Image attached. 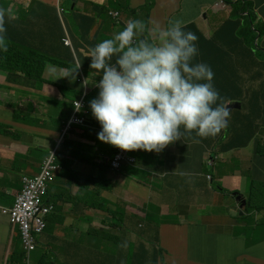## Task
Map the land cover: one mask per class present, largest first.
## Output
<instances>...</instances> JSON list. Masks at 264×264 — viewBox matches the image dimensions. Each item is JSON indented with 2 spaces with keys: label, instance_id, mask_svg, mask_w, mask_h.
Masks as SVG:
<instances>
[{
  "label": "crops",
  "instance_id": "obj_1",
  "mask_svg": "<svg viewBox=\"0 0 264 264\" xmlns=\"http://www.w3.org/2000/svg\"><path fill=\"white\" fill-rule=\"evenodd\" d=\"M57 1L0 0V8L6 12L11 10L15 19L9 21L6 17L7 27L10 24L13 31L17 24L24 32L15 30L17 36H22L32 46L43 45L53 51L54 47L61 46L64 37ZM112 1L115 0H74L71 8L68 1L64 2L68 10L65 15L68 33L82 57V67L89 63L90 48L88 41L77 35L76 15L95 19L89 42L96 34H102L101 38L113 37L123 24L125 27L134 19L120 12L118 23L112 16L118 11L111 8ZM148 1L131 0L130 9H138ZM150 1L147 34L155 42L156 34L152 31L155 25L167 28L169 21L175 20H180L184 26L195 24L210 38L231 15L230 2H240L225 0L226 4L216 8L218 0ZM243 2L253 5L257 22L264 24V0ZM210 9L213 11L209 12ZM260 41L264 45V34ZM253 47L239 44L236 54L244 61L249 60ZM51 67L46 69L44 78L55 87L45 85L42 90L31 92L30 97L15 90V79L9 88L0 86L2 205L11 206L22 190L23 178L39 173L46 156L58 149L62 117L68 120L72 114V105L66 98L68 91L60 87L82 89L72 77H60ZM248 72L252 76H245L250 89H246L243 111L249 115V122L242 123L239 116L234 115L233 130L225 131V140L237 146L239 141L253 138L240 146L241 149L224 152L229 153L225 161L224 153H219L213 172L208 170V163L216 151L215 144L183 136L159 153L132 150L136 165H123L119 171H114L107 162L114 150L111 144L98 139L101 130L91 126V131L83 135V129L74 127L69 135L83 143L81 159L72 160L64 147L60 152L66 136L59 145L62 169L50 185L47 197L54 211L47 218L48 228L41 239L51 246L55 260L51 264H98L97 258L104 253L105 244L94 247L96 237L88 231L97 232L103 243L113 241L109 240L111 237L136 243L141 241L139 226L149 225L161 227L160 242L164 241L171 249L172 255L166 258L173 264H264V209L251 210L249 204L242 209V202L236 196L242 195L248 203L250 199L264 203V76H253L260 72L258 64ZM86 74L90 79L87 91L91 92L95 86L92 77L98 75L88 71ZM5 84L6 78L0 76V85ZM48 96L55 98L48 101ZM27 98L36 105L34 115L41 114L31 124L23 108L28 104ZM211 173L214 179L209 177ZM220 186L231 193L222 191ZM14 235L8 218L0 215V264L12 254L7 245ZM149 236L150 233L146 235Z\"/></svg>",
  "mask_w": 264,
  "mask_h": 264
},
{
  "label": "clouds",
  "instance_id": "obj_2",
  "mask_svg": "<svg viewBox=\"0 0 264 264\" xmlns=\"http://www.w3.org/2000/svg\"><path fill=\"white\" fill-rule=\"evenodd\" d=\"M65 1L69 2L70 8L74 2V0L57 1L56 9L64 37L61 39V46L54 47L53 51L66 52L69 49L73 57L75 70L48 64L43 69L42 77H38L36 73L27 74L20 69H15L17 65L21 66L22 64H14L5 70H0V76L6 78V84L0 85L1 88H9L11 81L15 79V90L25 97H30L33 91L42 90L45 85L54 86L44 78L46 69L49 66L53 67H51V70L55 71L56 75L72 77L74 82L82 88L81 90H74L68 85L60 87L62 90L66 88L68 91L66 92V98L70 100L72 105V114L66 120L65 125H62L58 149L46 156L39 173L32 177L23 178L22 190L16 195L11 206L0 204V215L8 218L14 233L18 230V235H14L12 240L17 237L20 246L15 250H10L12 254L6 257L5 264H24L25 261H22L19 257L22 251L25 252V260H27L29 255L37 250L38 243H40L37 237L41 238L47 230V218L54 211V206L47 201V197L50 185L62 169L59 162V145L74 127L83 129V135L91 131L89 129L91 126L101 130L98 133V139L111 144L114 150L112 157L107 161L114 171H119L123 165H136L137 159L132 155V150L159 153L169 144L180 140L184 133L196 134L195 137L191 136L190 139L210 141L211 144H215L216 151L208 163V170L212 172L220 158L219 153L235 148L241 149V147L236 146L229 147L231 141H226L225 137L213 139L212 136L217 135L224 127L229 132L230 115L234 111H243L245 105L241 102H235L241 103L242 108L233 109L229 114L227 107L217 104L219 94L212 83L214 74L210 66L204 63L192 64L194 57L198 55V48L195 43L198 38L194 33L184 30L188 29V26L194 27L206 39H211L215 31L228 19L239 16L242 18L243 25L246 21H249L252 27L255 25L264 26L261 22H257L251 3L250 10H243L241 14L235 16L234 8H238L239 11L240 8L245 6L246 2H230L232 4L231 15L213 32L210 38H207L195 24L184 26L180 20H175L169 21V27L167 28H161L158 24L155 25L152 29L153 33L156 34L155 42L147 34L149 18L147 24L144 25L145 15L143 13H133V11H138L144 5L138 9H130L131 0H125L124 3H121L120 0L112 1L111 8L118 10L112 13L115 20L120 19V12L132 15L134 19L129 21L125 27L123 24L122 29L113 37L101 38L100 34H96L89 42L88 37L91 31L86 38L84 37V31L94 28L95 19L76 15L79 26L77 35L80 39L87 40L90 48L89 57L91 58L87 59V61L90 59L89 63L86 67H82V57L78 54L68 33L69 29L65 20L68 10L64 4ZM147 3H150L151 11V1L149 0ZM222 4H226V1L223 0ZM101 9L108 13L106 8L101 7ZM249 11L253 14L254 23L248 14ZM6 17L9 21L15 19L11 10L6 12L5 9L0 8V60L2 63L6 64L8 60L14 58L15 45L18 46L22 55H28L31 60H34V54L36 57L41 54L44 58L53 56V51L43 47V45L40 44L42 47L32 46L22 36H17L15 30L20 32L22 30L16 24L15 29L11 31L10 24L7 27ZM247 33L248 31H246V37ZM258 33L256 44L263 45L261 41L259 42V38L263 34ZM146 37H150L152 42L146 40ZM15 39L19 42L14 43ZM136 39H139V41L137 42ZM232 47L235 48L234 59L242 60L236 54L239 45ZM256 47L261 49L257 45ZM254 51L255 44L253 50H251L252 57ZM113 57H115L114 63ZM251 59L243 63L249 62ZM87 71L90 74L98 75V77H92L95 86L91 92L87 91L90 81L86 74ZM245 86L247 90L250 89L246 80ZM46 98V100L51 101L55 97L48 96ZM20 101L23 102V100ZM27 102L26 108L22 107L29 115L31 124L33 120L40 118L41 114L34 115L36 105L30 98H27ZM18 104L20 105V103ZM213 105L216 106L213 107ZM181 126H183V132H181ZM63 147L64 145L61 146L60 152ZM209 177L214 179L212 173L209 174ZM220 189L226 193H231L223 189L222 186H220ZM25 191H30L34 196L40 198V203L35 212L22 222L13 215V212ZM236 196L238 201L242 202V209L246 208L248 204L251 210L264 209V203L254 199H250L248 203L242 195ZM113 216H115L114 212ZM160 228V226L153 227L151 225L147 227L139 226L141 241L136 243L125 242L117 237H111L109 240L113 239V241L103 243L99 240L97 232L88 231L87 233L96 237L92 243L94 247L100 248L101 244H105L104 253H101L97 258L98 264H103L104 257L102 255L108 258L110 256L111 263L122 264L120 243L130 245L132 251L129 255L131 257L134 249L139 253L136 257H139L142 252V245L146 244L147 249L150 246L153 252L152 257L154 258L157 255L159 263V259L163 258L165 260L167 255H172L160 242ZM148 233H150V236L146 237ZM45 246L51 249L50 245L45 244ZM63 250L67 252L65 248ZM51 256L53 261L48 264L55 262L53 251ZM43 259L44 257H35L38 264H45Z\"/></svg>",
  "mask_w": 264,
  "mask_h": 264
},
{
  "label": "trees",
  "instance_id": "obj_3",
  "mask_svg": "<svg viewBox=\"0 0 264 264\" xmlns=\"http://www.w3.org/2000/svg\"><path fill=\"white\" fill-rule=\"evenodd\" d=\"M251 4L245 3V6L240 8H234V15L241 14L243 10H250ZM150 11V3H147L138 11H133V13H143L146 17V21L144 25L147 24L149 18ZM249 16L252 18V22L254 23V17L251 11L248 12ZM85 18V17H83ZM91 29H87L84 31V37L86 38ZM186 32H192L197 36V41L195 42L198 48V55L194 57L192 64L196 63H204L210 66L214 76L212 83L214 88L217 90L219 94V99L217 100V104L223 105L227 107L228 104L241 102L244 103V98L246 94V86H245V73L248 72V69L252 68L256 64L260 67V72L258 74H253V76H264V58L259 59L261 57L258 56L257 47H260L264 50L262 44H256V39L259 35L258 32L264 34V26H251L249 21L245 22V25L242 23L241 16L237 18L228 19L215 33L212 35L211 39H206L196 28L189 27L184 30ZM246 31L247 37H246ZM137 42L139 39H136ZM146 40L152 42L150 37H146ZM255 42V51L253 53V57L249 62H244V60L234 59L235 48L232 46H237L240 43L243 46L250 45L254 46ZM17 39H15L14 43H18ZM253 50V48L251 49ZM264 52V51H263ZM113 63L115 62V57H113ZM14 64H22L21 66L17 65L15 69H20L27 74L36 73L38 77H42L43 69L46 65L52 64L59 67H67L72 70H75L73 64V57L69 49L66 52H62L60 50L53 51L52 57L44 58L43 55H38L37 57L34 54V60L28 55H22L18 46L15 45L14 58L12 60H8L6 64L2 63L0 60V70H5ZM205 82V81H200ZM93 96V95H91ZM216 105H213L215 107ZM234 115L239 116V120L242 123L249 122V115H245L244 111H234L229 118V131L232 129V117ZM226 127L221 129V131L212 136L213 139H219L225 137ZM183 126H181V132H183ZM241 132V130H240ZM239 134V133H236ZM191 134L184 133V137L187 139L191 138ZM253 136H250L245 142H238L236 147H240L248 144V141L252 140ZM230 145L235 147V142H231ZM120 252H121V262L126 264H158V256L155 255L153 258L150 252L147 249L146 244L142 245V252L139 257L137 250H133L132 257L129 255L132 251L129 244L120 243ZM126 253V254H125ZM126 255V256H125ZM22 261H25L26 254L22 251V254L19 255ZM103 264H115L110 262V258L102 255ZM126 257V258H125ZM118 260V259H117Z\"/></svg>",
  "mask_w": 264,
  "mask_h": 264
},
{
  "label": "rangeland",
  "instance_id": "obj_4",
  "mask_svg": "<svg viewBox=\"0 0 264 264\" xmlns=\"http://www.w3.org/2000/svg\"><path fill=\"white\" fill-rule=\"evenodd\" d=\"M222 2H223V0H218L214 7L219 8L221 6ZM241 2H243V0H240V3ZM212 11H213V9H210L209 12H212ZM21 32L24 33L23 31H21ZM101 35L102 34H100V36ZM257 53H258L259 57L264 58V52L261 49L257 48ZM245 76H252V73L246 72ZM66 120H67L66 116L63 115L61 124L65 125ZM64 151L70 156V158L72 160H75V161L80 160L81 159V153L83 151V143L81 141L73 140L71 138V136L68 135L66 137V143L64 145ZM228 157H229V153L224 154L223 161H225ZM15 235L16 236L18 235V230L15 231ZM37 240L40 241V243H38L37 250L29 255L28 259L25 260L24 264H38V261L35 260L36 256H39L40 258L44 257L43 261L45 264H48L49 262L53 261L52 256H51V254H52L51 249H49L45 246L44 242L42 241V239L39 236L37 237ZM162 246L165 247L169 252L172 253L171 249L164 244V241H162ZM19 247H20L19 246V239L17 237L14 240L11 239V242H9L7 245V249H9V251L15 250L16 248H19ZM148 249H149V252L152 256L153 252L151 250V247L148 246ZM5 261H6V257L3 259L4 264H5ZM163 263L164 264H173V263L169 262L166 258H165V260L163 258L159 259L158 264H163Z\"/></svg>",
  "mask_w": 264,
  "mask_h": 264
},
{
  "label": "built area",
  "instance_id": "obj_5",
  "mask_svg": "<svg viewBox=\"0 0 264 264\" xmlns=\"http://www.w3.org/2000/svg\"><path fill=\"white\" fill-rule=\"evenodd\" d=\"M39 203L40 198L34 196L30 191H25L21 201L16 205L13 215L23 222L35 212Z\"/></svg>",
  "mask_w": 264,
  "mask_h": 264
},
{
  "label": "water",
  "instance_id": "obj_6",
  "mask_svg": "<svg viewBox=\"0 0 264 264\" xmlns=\"http://www.w3.org/2000/svg\"><path fill=\"white\" fill-rule=\"evenodd\" d=\"M242 108V105H241V103H235V104H231V105H228L227 106V109H228V112H229V114L231 113V111L233 110V109H241ZM229 117V116H228ZM228 117L226 118V122H227V120H228ZM245 202V201H244Z\"/></svg>",
  "mask_w": 264,
  "mask_h": 264
}]
</instances>
